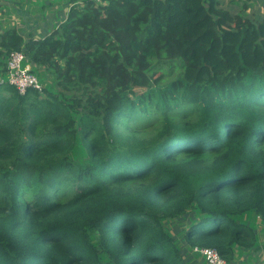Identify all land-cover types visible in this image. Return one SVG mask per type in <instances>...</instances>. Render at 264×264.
I'll return each mask as SVG.
<instances>
[{
  "label": "trees",
  "instance_id": "16d2710c",
  "mask_svg": "<svg viewBox=\"0 0 264 264\" xmlns=\"http://www.w3.org/2000/svg\"><path fill=\"white\" fill-rule=\"evenodd\" d=\"M238 5L87 0L43 36L0 31L1 77L22 51L53 78L0 84V264H192L186 247L238 264L256 246L264 0L257 19Z\"/></svg>",
  "mask_w": 264,
  "mask_h": 264
},
{
  "label": "rangeland",
  "instance_id": "374dc122",
  "mask_svg": "<svg viewBox=\"0 0 264 264\" xmlns=\"http://www.w3.org/2000/svg\"><path fill=\"white\" fill-rule=\"evenodd\" d=\"M87 0H1L0 2V31L10 27L16 28L25 38L27 34L37 36L42 30H50V28H56L63 19L62 14L66 13L67 7L70 3L75 2L76 5H81ZM244 10L252 19L260 17L261 0H239V5L232 7L236 10ZM28 11V13L21 16L17 15V11ZM16 17H15V16ZM27 22V33L21 32L18 25L19 23ZM55 24V26H54ZM53 30V29H52ZM26 64V60L22 62V66ZM37 75H40L42 79H39L43 88L47 87L52 89L53 78L47 72L38 70ZM36 75V76H37ZM159 75V74H157ZM1 77L0 81L3 80ZM145 91V90H140ZM140 91H138L140 93ZM183 219V218H182ZM243 220L251 226L257 236L256 246L252 248L236 250L235 260L238 264H264V220L258 219L251 215L243 216ZM168 229L171 233H174L177 229H181V221L172 219L167 223ZM177 244L181 245V236H177ZM259 250H255V248ZM186 255L189 257L192 264H205L201 261V256L195 257L190 253L188 247L184 248ZM207 264V263H206Z\"/></svg>",
  "mask_w": 264,
  "mask_h": 264
},
{
  "label": "built area",
  "instance_id": "2783aa9c",
  "mask_svg": "<svg viewBox=\"0 0 264 264\" xmlns=\"http://www.w3.org/2000/svg\"><path fill=\"white\" fill-rule=\"evenodd\" d=\"M100 3L101 0H92ZM26 60L22 51H11L6 59V74L0 84L7 83L14 87L20 94H24L28 89L41 91L42 85L38 78L31 72L29 65L22 66ZM207 264H225L219 253L213 249L197 248L193 249Z\"/></svg>",
  "mask_w": 264,
  "mask_h": 264
},
{
  "label": "crops",
  "instance_id": "0c3cea01",
  "mask_svg": "<svg viewBox=\"0 0 264 264\" xmlns=\"http://www.w3.org/2000/svg\"><path fill=\"white\" fill-rule=\"evenodd\" d=\"M71 4H75V2H72V3H70V4L68 5L67 10H66V13H65V14H62V16H63L62 21L65 20V18H66V16H67V11H68L69 7L71 6ZM26 13H28V11H21V10H18V11H17V15H18V16H21V15L26 14ZM14 16H15V15H14ZM15 17H16V16H15ZM54 26H55V24H54ZM18 27H19V29H20L21 31L27 33V32H26V30L28 29V23H27V22L19 23ZM52 29H53V28H50V30H47V31L42 30L40 33H37V36H38V37H39V36H43V35L49 33Z\"/></svg>",
  "mask_w": 264,
  "mask_h": 264
}]
</instances>
